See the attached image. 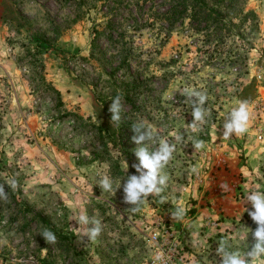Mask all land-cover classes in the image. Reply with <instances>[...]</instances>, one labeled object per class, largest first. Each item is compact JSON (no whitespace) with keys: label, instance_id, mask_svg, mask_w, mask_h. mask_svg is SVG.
<instances>
[{"label":"rangeland","instance_id":"rangeland-1","mask_svg":"<svg viewBox=\"0 0 264 264\" xmlns=\"http://www.w3.org/2000/svg\"><path fill=\"white\" fill-rule=\"evenodd\" d=\"M104 1L84 14V0H3L0 264H154L158 251L168 264H219L220 239L250 250L246 228L256 225L244 198L264 191V167L228 148H242L249 136L257 141L258 132L250 116L241 144L234 134L225 140L222 125L238 102L249 106L256 74L264 73V0L245 1L243 15L251 11L253 19L227 10L232 24L210 28L163 19L162 0ZM47 83L59 91L61 107ZM185 88L207 95V122L192 134L205 142L200 150L185 130L193 120ZM117 95L121 121L113 127L108 109ZM140 122L155 137L140 145L150 152L162 139L175 143L173 133L184 142L163 169L165 202L150 195L131 212L122 185L137 174L140 146L131 127ZM231 160L241 169L230 172ZM104 175L113 190L121 183L114 195L101 192ZM12 178L15 190L6 183ZM177 207L185 209L181 220L171 218ZM85 214L102 230L81 243L78 217ZM45 229L55 244L39 235Z\"/></svg>","mask_w":264,"mask_h":264},{"label":"clouds","instance_id":"clouds-1","mask_svg":"<svg viewBox=\"0 0 264 264\" xmlns=\"http://www.w3.org/2000/svg\"><path fill=\"white\" fill-rule=\"evenodd\" d=\"M182 95L187 99L184 101L188 103L191 108V115L193 120L190 124L186 125V132L192 141V146L195 150H200L205 147V142L193 136L201 130V125L207 122L206 117L209 115L204 105L207 101V95L196 89L183 90ZM111 113L110 123L113 127H118L121 121V97L117 95L109 106ZM250 113L247 101L238 102L237 106L233 107L224 117L222 125V137L227 140L234 134L236 136L243 135L248 130ZM134 135L132 136L133 142L140 146L146 141L152 142L155 140L153 132L150 128H145V125L140 122L133 124L131 127ZM175 143L169 140L162 139L159 142L155 151H149L147 147H137L134 151L138 163H133L132 168L138 174L127 176L122 185L123 202L132 205L128 211L136 212L139 206L148 200V197L159 196L160 203L165 202V197L161 195L167 187L168 175L163 173V169L167 166L168 162L172 159L173 153L176 151V143L183 145L184 137L178 133H173ZM127 165V163L125 162ZM128 168V165H127ZM193 173L198 170L196 167L191 169ZM7 185L12 189L18 187L15 178L9 179ZM98 186L103 193L115 194L117 188L121 187V183L113 190V181L108 175H104L97 182ZM0 199H7V192L5 186L0 185ZM244 201L251 205V210L245 208L248 216L256 225L255 229H249L251 232L253 243L250 250L239 251L233 250L228 239H220L217 244L216 254L220 257L219 264H264V191L254 190L249 191ZM185 215V209L177 207L175 211L171 212L173 220H181ZM78 224L81 226V234L79 236L80 242L95 241L101 233V222L98 219H90L86 214L78 217ZM247 233V235H248ZM39 235L43 237L47 244H55L57 237L55 234L45 229ZM246 235V237H247ZM245 237V238H246ZM163 251H158L155 254L154 264H168L164 259Z\"/></svg>","mask_w":264,"mask_h":264},{"label":"trees","instance_id":"trees-1","mask_svg":"<svg viewBox=\"0 0 264 264\" xmlns=\"http://www.w3.org/2000/svg\"><path fill=\"white\" fill-rule=\"evenodd\" d=\"M164 5L167 6V10L163 15V19L176 22L177 19L181 21L187 20L190 25L199 27L204 25L206 28L220 24L225 26L227 23L232 24L235 16L227 18L223 11L231 10L236 15H243L244 6L246 0H162ZM105 5L104 0H84V14L85 11H89L93 8L102 7ZM254 18V13L249 11L244 14L242 20H246L251 17ZM224 23V24H223ZM98 33V32H96ZM39 45V44H37ZM45 83V82H44ZM45 90L51 91L56 106L61 107L63 105L60 93L50 84H45Z\"/></svg>","mask_w":264,"mask_h":264},{"label":"crops","instance_id":"crops-1","mask_svg":"<svg viewBox=\"0 0 264 264\" xmlns=\"http://www.w3.org/2000/svg\"><path fill=\"white\" fill-rule=\"evenodd\" d=\"M5 2H3V0H0V28H1V26H2V24H1V16H3V13H4V10H5ZM258 86H257V81H256V88H255V96L257 95V93H258ZM255 98V97H254ZM254 100V99H253ZM249 109H250V104H249ZM252 121V120H251ZM263 129H264V126H263ZM251 129H249L248 128V131L249 132H251L250 131ZM251 135H253V132H252V134ZM233 139V138H232ZM231 139V140H232ZM239 141H240V143L242 144V142H244L243 140H244V138L243 137H241V136H239ZM238 141V140H237ZM231 148H228L229 149V152H230V155H232V153H233V150H235V149H238V150H241L242 149V152L244 153V155H247V156H253V157H255L256 158V161H258L259 159L260 160H262V165H263V167H264V144H262V143H260V142H257L256 140H255V138L254 137H247L246 139H245V142H244V146H242V148H237V146L235 145V146H230ZM230 159H232V156H230V158H229V160ZM232 161V160H231ZM230 161V162H231ZM233 165V166H232ZM232 165H231V167L232 168H230L229 169V171L230 172H234V170H235V168H236V171H238V169L240 170L241 168H238V167H236V165H235V161H232ZM257 166H258V164H256ZM256 167V166H255ZM238 168V169H237ZM245 168V167H244ZM263 170H264V168H262ZM242 171V170H241ZM243 187H246V184H244V186ZM215 201V200H214ZM199 212V211H198ZM199 218L197 217V220H198Z\"/></svg>","mask_w":264,"mask_h":264},{"label":"built area","instance_id":"built-area-1","mask_svg":"<svg viewBox=\"0 0 264 264\" xmlns=\"http://www.w3.org/2000/svg\"><path fill=\"white\" fill-rule=\"evenodd\" d=\"M256 81L258 86V93L254 100L250 103L249 111L253 121V127L257 130V141L264 144V73L256 74Z\"/></svg>","mask_w":264,"mask_h":264}]
</instances>
